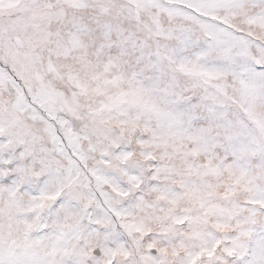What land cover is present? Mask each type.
I'll return each instance as SVG.
<instances>
[{
    "label": "snow or ice",
    "instance_id": "obj_1",
    "mask_svg": "<svg viewBox=\"0 0 264 264\" xmlns=\"http://www.w3.org/2000/svg\"><path fill=\"white\" fill-rule=\"evenodd\" d=\"M0 264H264V0H0Z\"/></svg>",
    "mask_w": 264,
    "mask_h": 264
}]
</instances>
